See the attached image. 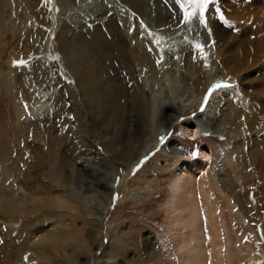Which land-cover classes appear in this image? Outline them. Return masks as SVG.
Wrapping results in <instances>:
<instances>
[{
  "label": "rangeland",
  "instance_id": "obj_1",
  "mask_svg": "<svg viewBox=\"0 0 264 264\" xmlns=\"http://www.w3.org/2000/svg\"><path fill=\"white\" fill-rule=\"evenodd\" d=\"M179 2L0 0V202L19 194L49 216L29 233L0 212V264H28L27 248L64 222L52 216L61 198L58 210L78 213L63 220L80 251L49 264H178L164 219L175 164L200 146L234 162L254 146L263 167L264 51L238 69L233 56L243 41L264 47V0H209L203 23L197 4ZM188 125L200 136L188 139ZM247 159L218 175L216 195L233 216L235 264H264V168Z\"/></svg>",
  "mask_w": 264,
  "mask_h": 264
},
{
  "label": "bare ground",
  "instance_id": "obj_2",
  "mask_svg": "<svg viewBox=\"0 0 264 264\" xmlns=\"http://www.w3.org/2000/svg\"><path fill=\"white\" fill-rule=\"evenodd\" d=\"M170 1L172 3L180 4L179 0ZM243 1H245L247 4L258 1L261 2V0ZM245 42L246 41L238 43L240 46V49H238L240 51L236 52L233 56V62L235 63L236 69L242 66V60L246 59L243 58V55L248 54L250 52L249 50L259 51L262 49L261 51H264V47L261 46L262 44L256 45L257 48L255 49L252 44H246L247 42ZM262 53L264 57V52L260 53V57H262ZM249 55L250 54H248V56ZM142 62L145 65L147 64V60L146 63L145 61ZM100 65H92L96 69L92 78L95 82H100L102 71L101 68L104 70V65ZM233 79L234 78H231L230 81L225 83V86H229L230 88V85L232 86L233 82L235 81ZM182 131L184 135L190 140H194L200 136L198 134V129L194 125L184 126ZM223 153V158L221 160H217L215 157H213V154H211L210 148L207 146H200L197 156L189 157L182 162L176 163L169 176L166 199L164 203V219L165 225L168 229V235L178 256V264H226V262L228 264L236 263L235 258L238 257L236 252H239L237 250H239L240 247L232 232V228L234 226L232 222L233 216L230 215L231 212L228 213V211H225L224 207L220 204L221 202H219L220 198L218 199V196L216 195V192L223 194L225 191V187L223 185L224 183L218 175L222 174V172L225 173V171H228V167H233L235 165L240 166L238 161L243 162L245 158H248V165L246 166L247 169L254 167V172L256 171V174L260 176H263V173L261 172L263 171L264 165L263 167L258 166L255 160L256 158H254V146L251 147V149H249L246 152V155L242 156V158L239 156L236 157L237 160L235 162L233 161L235 155L233 154L232 150L229 149ZM239 168H241V166ZM211 172L216 176L217 182L210 180L209 175ZM1 173L2 169H0V175H2ZM13 195L15 197V204H11L10 200H4V202H0V212L10 219L17 220L20 218L22 220V224L25 225L26 231L29 233H33V230L41 228V224L43 225L42 222H44V224L46 223L43 221L45 220L44 218L49 217H47V212H45L46 217L41 218L37 214L38 209L35 204L27 201L25 197L19 194ZM55 201L56 200L53 202V207L55 205L56 209L53 208L55 211L53 210L52 212V216H55V220L56 218L61 219V222L64 221L66 223V219H63L68 218L70 215L73 217V219H77L76 216L78 213H75L76 216L73 214V211H76L73 209L74 205H66L68 207V212H63L62 210H58V208L62 209L61 206H64L65 203L67 204L68 202H66V200L63 198L58 200L60 203ZM50 202L45 203L49 205ZM38 218H41V222L38 220ZM63 223H55L58 225L52 224L50 228H44L45 230L41 232L39 236L37 234L38 238L36 242L26 250V256L29 255L26 261L28 264H49V256L54 255V253L57 252H63L68 245H73L76 251L80 248V231L73 228L68 229L66 227L67 225L65 223L64 225ZM239 235L242 237V233ZM23 241H26V237L17 243V248H15V251H7V248H5L6 253L4 254H6V256H11L12 253H20V245L24 243ZM10 246L12 247V245ZM74 253L75 252H72V259H74V256L76 255V253ZM45 254H47L46 257ZM31 255H34L33 261H31Z\"/></svg>",
  "mask_w": 264,
  "mask_h": 264
},
{
  "label": "snow or ice",
  "instance_id": "obj_3",
  "mask_svg": "<svg viewBox=\"0 0 264 264\" xmlns=\"http://www.w3.org/2000/svg\"><path fill=\"white\" fill-rule=\"evenodd\" d=\"M192 3H195L197 4V6L200 8V11H201V23H203V10L204 8H206L208 6V3H209V0H191ZM187 15H191V14H186V17ZM197 48H201L202 46L201 45H196ZM211 91V89H210Z\"/></svg>",
  "mask_w": 264,
  "mask_h": 264
}]
</instances>
